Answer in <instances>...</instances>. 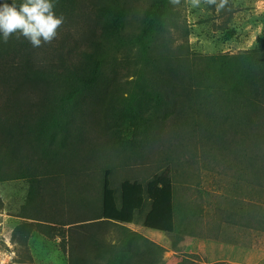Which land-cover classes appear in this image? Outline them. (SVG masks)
I'll return each mask as SVG.
<instances>
[{
  "label": "trees",
  "instance_id": "16d2710c",
  "mask_svg": "<svg viewBox=\"0 0 264 264\" xmlns=\"http://www.w3.org/2000/svg\"><path fill=\"white\" fill-rule=\"evenodd\" d=\"M89 3L99 22L96 39L87 24L80 39L67 32L50 51L48 44L33 48L28 40L0 38V60L18 61L13 67L21 76L0 78V183L27 182L17 216L28 220V233L32 221L72 220L68 264H89L88 245L105 243L108 225L124 228L142 214L145 229L178 230L187 213L169 169L145 182L127 178L114 186L107 142L113 160L124 150L141 157L153 143L174 141L193 157L200 149L203 159L252 188L246 214L264 220V47L194 51L185 0ZM66 12L72 21L85 14ZM101 189L98 209L65 201L67 194L96 196ZM124 236L127 247L116 264H156L143 257L136 232Z\"/></svg>",
  "mask_w": 264,
  "mask_h": 264
},
{
  "label": "rangeland",
  "instance_id": "374dc122",
  "mask_svg": "<svg viewBox=\"0 0 264 264\" xmlns=\"http://www.w3.org/2000/svg\"><path fill=\"white\" fill-rule=\"evenodd\" d=\"M53 3L55 14L62 16L64 22L57 29V41L44 45L48 51L59 47L58 41L67 32L72 39H78L87 25L94 29L92 37H99V22L89 9V0ZM221 3L222 0H215L214 4L199 0V5L194 6L192 0H185L183 13L190 30V47L202 54L264 47V0H226L224 7H219ZM71 10H83L84 18L72 21L70 12H66ZM48 54L45 61L50 59ZM18 63L0 60V78L19 79V71L13 67ZM99 129L95 126L96 132ZM112 151L107 142V166H112L114 186L127 178L145 182L167 167L176 200L186 209L187 219L178 220V230L172 234L145 229L142 214L130 224L146 260L156 264H264V220L246 214L254 200L253 190L245 182L236 181L229 171L223 172L216 161L203 159L200 149L193 157L174 141L153 143L151 149H142L137 158L124 150L113 160ZM27 195L28 184L24 180L0 183V264H68V260L61 261L66 251L65 231L55 224L32 221L33 229L28 233V227L23 226L28 220L17 216ZM65 201L78 208L98 209L102 205V189L96 196L67 194ZM131 229L108 225L104 232L106 242L93 240L88 245L89 264H116L127 247L124 232Z\"/></svg>",
  "mask_w": 264,
  "mask_h": 264
},
{
  "label": "clouds",
  "instance_id": "9594fccd",
  "mask_svg": "<svg viewBox=\"0 0 264 264\" xmlns=\"http://www.w3.org/2000/svg\"><path fill=\"white\" fill-rule=\"evenodd\" d=\"M179 4L180 0H172ZM194 6L199 0H192ZM214 4L215 0H207ZM226 0H222L219 7H224ZM52 0H25L17 5L4 0L0 3V38L6 43L12 37L28 40L33 48L42 47L51 43L58 35L57 29L64 22L62 16H57Z\"/></svg>",
  "mask_w": 264,
  "mask_h": 264
},
{
  "label": "crops",
  "instance_id": "0c3cea01",
  "mask_svg": "<svg viewBox=\"0 0 264 264\" xmlns=\"http://www.w3.org/2000/svg\"><path fill=\"white\" fill-rule=\"evenodd\" d=\"M69 220H70V219H69ZM69 220H67V225H57L58 228H59V230H60V231H63V233H64V231H65V234H66V237H65V241H66V251H65L64 256L61 257V261H67V260H68V228H69V226L72 225V220H70L71 222L68 223ZM37 226H40V225H37ZM123 226L126 227V228H128V229H131V228L129 227L130 224H125V225H123ZM62 229H64V230H62ZM131 230L134 231L133 229H131ZM145 245H147L146 242H145Z\"/></svg>",
  "mask_w": 264,
  "mask_h": 264
}]
</instances>
